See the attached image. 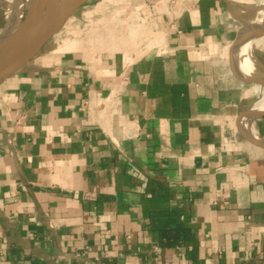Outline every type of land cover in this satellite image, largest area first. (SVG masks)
<instances>
[{
	"label": "crops",
	"instance_id": "crops-1",
	"mask_svg": "<svg viewBox=\"0 0 264 264\" xmlns=\"http://www.w3.org/2000/svg\"><path fill=\"white\" fill-rule=\"evenodd\" d=\"M261 7L102 0L0 80V264H264Z\"/></svg>",
	"mask_w": 264,
	"mask_h": 264
},
{
	"label": "bare ground",
	"instance_id": "bare-ground-1",
	"mask_svg": "<svg viewBox=\"0 0 264 264\" xmlns=\"http://www.w3.org/2000/svg\"><path fill=\"white\" fill-rule=\"evenodd\" d=\"M46 3H47V0H43V2H41L40 0H33V4L31 5L33 9L30 12L28 11L29 20L26 22L23 28L21 26L22 24H19L20 22L18 23L17 17L19 16L21 12L22 6L24 5V3L21 2V0H17L16 2L13 3L11 7H9L10 9L8 10V13H7L5 25L3 28L0 29V46H1L0 57L3 55L5 56L6 54H10L12 58L17 57V55L21 52L20 49H22V46L24 45L25 40L29 39L30 35L38 29L39 25L43 21L44 15H45ZM260 31L263 32L261 33V35L264 34V23H255V24L247 23L243 26L242 30L238 33L236 40H235V44L239 42V48L243 55L244 61L247 64H249V66H251L252 68H254V65H253L254 61L252 62L251 60V56H252L251 49L253 45L252 37L256 32H260ZM17 37H19V39L22 38L23 41L21 40V43H19V45L16 44V47H15L14 43ZM9 40H11V42ZM9 60L10 58L7 59L5 63L8 62ZM5 63L3 62L2 64H5ZM238 63L240 64L239 61ZM243 68L246 69L245 67ZM248 71H251V70H248ZM250 74L254 75L252 71L250 72ZM256 106H253V108ZM244 132L248 136L253 137L252 135L248 134L247 131L244 130Z\"/></svg>",
	"mask_w": 264,
	"mask_h": 264
},
{
	"label": "water",
	"instance_id": "water-1",
	"mask_svg": "<svg viewBox=\"0 0 264 264\" xmlns=\"http://www.w3.org/2000/svg\"><path fill=\"white\" fill-rule=\"evenodd\" d=\"M87 0H47L44 19L38 29L32 33L29 39L25 40L21 52L17 57L12 58L10 54L0 57V80L19 70L31 57H33L44 43L56 33L63 25L65 19ZM29 13L22 23V28L29 20ZM22 38L15 40L16 44L21 43ZM11 42V40H9ZM23 41V40H22ZM13 42V41H12ZM12 48V47H11ZM1 50V46H0ZM10 60L7 61V59ZM5 64H2V63Z\"/></svg>",
	"mask_w": 264,
	"mask_h": 264
},
{
	"label": "rangeland",
	"instance_id": "rangeland-1",
	"mask_svg": "<svg viewBox=\"0 0 264 264\" xmlns=\"http://www.w3.org/2000/svg\"><path fill=\"white\" fill-rule=\"evenodd\" d=\"M17 0H0V29L4 27L5 25V22H6V17H7V13H8V10L10 9L9 7H11L13 5L14 2H16ZM41 2H43V0H40ZM102 0H87L84 4L85 6L83 7H79L78 9H76L72 14H70L68 16V20L66 23H63V25L60 27V29L54 33L52 36L55 37L57 40L60 41V39H62L63 37L60 35L61 33H67L69 32V30H73V37L72 38H78L79 36L81 37V34L82 36L83 35H86L84 36V38H88V35L89 32H91L92 30V27L90 24H80V27H79V24H77L78 28H73V26L69 27L68 26V29L67 27H65L67 25V23L69 21H72L74 18H78L81 20L80 18V13L83 12V11H89L90 9H92L98 2H100ZM21 2L24 3V5L22 6V10L19 14V16L17 17V21L19 24H22L25 20H26V17L28 15V11L30 12L33 7H31V5L33 4V0H21ZM120 7H122V5L120 4ZM259 12H260V17L258 18L259 15H257L256 18H258L256 21H247V20H243V26L245 24H255V23H264V7H261L259 8ZM72 19V20H71ZM88 19L90 20V17H88ZM89 20H87V22H89ZM83 23V22H81ZM75 25V24H74ZM86 32V33H85ZM80 33V34H79ZM261 33L263 32H256L253 37H252V46H255L257 43H256V39H258V42H259V39L262 37ZM88 34V35H87ZM261 35V36H260ZM260 36V37H259ZM89 42V41H88ZM58 44H60V42H57ZM253 48V47H252ZM247 69V68H246ZM250 70V69H248ZM251 72V71H249ZM253 72V71H252ZM257 105V103H256ZM255 104H253L252 106H256Z\"/></svg>",
	"mask_w": 264,
	"mask_h": 264
}]
</instances>
